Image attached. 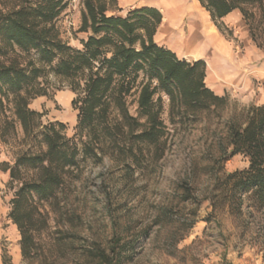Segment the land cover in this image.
<instances>
[{"label":"trees","instance_id":"16d2710c","mask_svg":"<svg viewBox=\"0 0 264 264\" xmlns=\"http://www.w3.org/2000/svg\"><path fill=\"white\" fill-rule=\"evenodd\" d=\"M222 29V18L238 10L258 39L264 24V0H199ZM118 0H85L81 29L92 34L83 48L69 45L56 26L68 7V0H17L0 11V139L8 142L21 127L29 148L21 151L10 172L8 187L14 190L9 217L20 233V248L28 264H66L60 261L66 236L43 244L41 236L50 230L51 206L67 177L79 169L84 159L100 160L108 155L121 162L127 173L148 169L162 159L169 132L162 118V93L170 99V112L186 118L204 111L221 117L228 94L208 87L206 61L181 59L171 49L158 44L155 35L163 14L156 7L141 6L126 15H108ZM264 30V28H262ZM35 51L36 60L23 64L10 51ZM53 72L66 81L77 95L72 104L78 110L73 136L63 122L43 123V112L30 107L31 100L47 94L40 77ZM136 95L132 112L129 100ZM219 156L210 166L213 182L204 198L214 210L227 207L242 212L246 200L257 211L264 207V104L242 107L226 122V132L217 139ZM243 154L249 166L226 171L224 163ZM192 186H183V200L192 198ZM161 209L156 222L169 218ZM187 221V220H185ZM195 224H185L188 231ZM115 218L109 245L93 242L83 247L70 264H123L138 234ZM147 233V232H144ZM64 257V256H63ZM3 264H11L3 253Z\"/></svg>","mask_w":264,"mask_h":264},{"label":"rangeland","instance_id":"374dc122","mask_svg":"<svg viewBox=\"0 0 264 264\" xmlns=\"http://www.w3.org/2000/svg\"><path fill=\"white\" fill-rule=\"evenodd\" d=\"M16 1L0 0V11H6ZM134 8L137 7L129 8L126 14ZM69 9L68 4L56 26L64 41L82 49L83 41L92 34L91 30L81 29L85 2L68 12L74 22L71 26L65 22V13ZM119 11L118 1L107 14L117 15ZM222 24L218 38L223 41L232 69L242 72L243 78L238 84L223 87L210 85L205 78L206 85L217 94L229 96L222 116L207 111L186 118L172 115L169 96L162 93V118L169 132V147L162 159L146 170L132 173H127L121 162L108 155L100 160L84 159L79 169L67 177L54 205L48 202L43 205L49 213L50 230L42 234V243L48 244L62 235L67 237L64 257L60 261L70 264L83 247H89L93 242L107 247L113 233L112 223L117 218L121 224L131 226L130 235L138 234L134 249L128 253L131 259H126L123 264H264V207L257 211L246 200L242 212L233 214L227 207L214 210L211 201L204 198L213 182L210 166L219 156L217 139L225 134L227 120L244 106L264 104V24L257 40L252 39L242 15L240 22ZM175 53L181 59L192 61L195 58ZM10 55H18L23 64L38 57L35 51L19 49L10 51ZM203 58L207 64L209 57ZM207 69L208 65L206 73ZM39 81L47 94L33 98L30 107L44 113V124L63 122L67 135L73 136L78 110L72 101L77 93L53 72L40 77ZM129 100L132 101V112H136V95ZM29 146L21 127L8 142L0 139L2 264L4 252L11 264H28L21 253L18 227L9 217L15 192L8 187L10 172L3 167L5 163L13 165L18 154ZM249 164L246 156L235 154L224 163V168L235 171L247 168ZM186 184L192 186L193 197L183 200ZM166 207L169 218L163 223L156 222L157 214ZM193 219L195 224L185 231V224Z\"/></svg>","mask_w":264,"mask_h":264},{"label":"crops","instance_id":"0c3cea01","mask_svg":"<svg viewBox=\"0 0 264 264\" xmlns=\"http://www.w3.org/2000/svg\"><path fill=\"white\" fill-rule=\"evenodd\" d=\"M118 1L120 11L117 15H125L132 7L149 6L160 9L163 19L155 35L156 41L169 44L172 46L169 49L174 52L193 55L195 56L194 60L208 56L206 81L210 85L223 87L225 84H238L243 79L242 72H235V69H232L229 64L228 55L223 48V41L218 38V32L221 30L212 20L210 12L201 5L199 0ZM221 21L227 25H233L241 21V13L235 10L222 18ZM1 258L0 252V264H2Z\"/></svg>","mask_w":264,"mask_h":264},{"label":"built area","instance_id":"2783aa9c","mask_svg":"<svg viewBox=\"0 0 264 264\" xmlns=\"http://www.w3.org/2000/svg\"><path fill=\"white\" fill-rule=\"evenodd\" d=\"M84 3L85 0H68V4L70 6L69 11H67L65 14V22L67 24H69L70 26L74 24L73 20H72V16L68 13L71 11V9H77L81 3Z\"/></svg>","mask_w":264,"mask_h":264},{"label":"bare ground","instance_id":"6f19581e","mask_svg":"<svg viewBox=\"0 0 264 264\" xmlns=\"http://www.w3.org/2000/svg\"><path fill=\"white\" fill-rule=\"evenodd\" d=\"M211 38H214L213 36H210ZM212 47V46H211ZM202 48V47H201ZM196 49V48H195ZM212 51V50H211ZM215 52V51H214ZM212 54V53H211Z\"/></svg>","mask_w":264,"mask_h":264}]
</instances>
